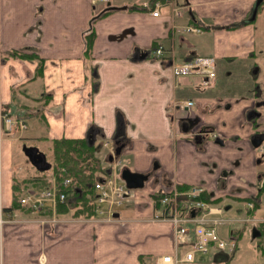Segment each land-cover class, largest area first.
<instances>
[{
  "label": "crops",
  "instance_id": "crops-1",
  "mask_svg": "<svg viewBox=\"0 0 264 264\" xmlns=\"http://www.w3.org/2000/svg\"><path fill=\"white\" fill-rule=\"evenodd\" d=\"M109 1L127 9L95 20L87 50L96 14L92 0H0V104L5 114L27 123L12 131L0 123V264H153L175 251L173 223L157 218L155 195L164 187L203 185L214 202L260 192L264 174L257 183L248 174L228 178L237 153L219 144L238 140L255 151L252 137L264 132V104L255 106L264 103V0L256 14V0H174L182 15L161 0L157 17L151 0ZM189 25L201 31L188 32ZM159 44L173 47L174 54L152 55ZM14 50L36 57H15ZM196 56L215 59L216 76L208 85L203 73L173 72V61ZM232 70L239 83L225 81ZM248 78L254 83H245ZM187 99L195 104L184 110L178 104ZM254 108L260 112L255 120ZM188 114L211 131L201 143L182 128ZM30 120L37 131L24 137ZM91 134L105 165L119 140L126 144L119 156L123 168L149 174L146 188L135 189L134 198L117 208L119 217L44 214L51 204L42 212L14 207L15 184L41 172L34 166L19 175L18 137L34 144ZM33 189L22 183V196ZM253 208L246 207L245 215L262 232L264 215ZM54 214L57 221L42 222Z\"/></svg>",
  "mask_w": 264,
  "mask_h": 264
},
{
  "label": "built area",
  "instance_id": "built-area-1",
  "mask_svg": "<svg viewBox=\"0 0 264 264\" xmlns=\"http://www.w3.org/2000/svg\"><path fill=\"white\" fill-rule=\"evenodd\" d=\"M108 0H92L95 12L102 11ZM173 6L175 15H182V8L175 5L174 0H169ZM161 0H155L151 7V14L155 17L161 13L163 6ZM147 6V5H146ZM188 32H200L198 26L189 25L185 27ZM153 52L158 57L163 55L174 54V48H166L159 44ZM173 72L176 76H186L194 73H203L206 76L204 85H208L210 80L216 76L215 59L211 56H196L190 60L182 62L173 61ZM195 102L187 99L178 105L184 110L186 107L190 109ZM190 113V111H189ZM187 116H191L188 114ZM4 122L5 129L12 131L15 128L26 129L27 123L21 119L8 116L3 111L0 104V123ZM108 145V142L105 143ZM260 151H264V145L260 146ZM115 153V149L112 150ZM121 166V160L115 157L113 162H109L106 166L103 179L95 184L96 191V210L97 217H106L111 219L117 208L132 200L135 196V189L129 188L125 181L121 179L120 174H116ZM117 170V171H116ZM71 179L64 181V186H68ZM260 187L264 189V177L260 181ZM59 185L54 180L53 184L41 191L35 189L27 191L21 198L22 205L32 207L34 210L43 211L48 209L51 204V210H56L58 202L69 200V195L65 191H60ZM159 215L158 219L169 220L174 225L175 251L172 254H164L157 256L153 264H188L196 260V253H208L214 250L218 251H234L238 244L239 230L232 229L230 236L224 239L218 234V227L222 223L232 224L234 222L248 223L255 221L251 216H242L239 218H226V208L219 206L206 199V187L203 185H193L188 188H180L178 185L174 187H164L158 192ZM247 208H253V203L249 202ZM44 218L42 222L49 224L57 221L54 217ZM193 233V238L191 239Z\"/></svg>",
  "mask_w": 264,
  "mask_h": 264
},
{
  "label": "rangeland",
  "instance_id": "rangeland-1",
  "mask_svg": "<svg viewBox=\"0 0 264 264\" xmlns=\"http://www.w3.org/2000/svg\"><path fill=\"white\" fill-rule=\"evenodd\" d=\"M152 55H155L153 53ZM237 69V68H236ZM221 69H219L220 71ZM220 74V72H219ZM238 73L236 70H232L230 72H225V81L230 82V84L239 83L240 79L238 76H236ZM245 83L251 82L254 83L253 78H248L244 81ZM248 86H246L247 88ZM31 125V129L28 131H24L23 135L24 137H27L32 132H36L37 128L35 126V122L32 120L29 121ZM22 137V136H21ZM18 137V142L15 144V161L18 165V171L19 175H25L29 172H33L35 170L34 165H32L31 162H29L27 156L24 153V145H33L39 147L43 152L47 154L48 160L53 163V155H52V149H51V142H36L32 144V141L24 140L23 138ZM249 145L251 147V142L248 140ZM221 147L228 148V151H231L232 154L237 153V156H235L233 159H231V162L233 164V172L229 174L228 178L231 180L239 181L241 177H243V174H248L251 176V181L255 180V183H257L259 180L258 175L264 174V158L262 157V154L259 152L258 149H254L255 151H250L248 148L245 149V146L243 144H240L238 140H233V142L227 143L226 145L219 144ZM103 153H107V149L104 148L102 150ZM240 153V154H239ZM261 159L262 162H258V160ZM125 162L122 161L121 166L119 167L116 174H120L122 168L124 167ZM105 166H108V163H106ZM48 175L51 177V184L54 182V176H52L53 171L50 170L47 172ZM147 184L140 188H146ZM227 191V190H223ZM249 192V193H248ZM248 192H246L248 195H253L255 192H252L248 189ZM231 193V192H228ZM235 194H237L235 192ZM238 195H241V193H238ZM261 202L262 207L255 208L256 209V215H264V193L261 195ZM249 203L247 199L241 198V199H235L233 197H228L225 200L217 203L219 206H224L226 209L225 214H223L226 218H239L246 214ZM122 210V208H119ZM46 210V209H45ZM255 228V224L253 222H248L247 224L240 223V222H234L232 224L228 223H222L218 227V234L220 237L227 239L230 236V232L232 229L239 230L238 233V245L237 248L234 251H218L214 250L208 253H202L197 252L196 253V260L192 263L188 264H264V253L262 249L260 248V245L264 246V226L262 227V235L259 237L253 236V229Z\"/></svg>",
  "mask_w": 264,
  "mask_h": 264
},
{
  "label": "trees",
  "instance_id": "trees-1",
  "mask_svg": "<svg viewBox=\"0 0 264 264\" xmlns=\"http://www.w3.org/2000/svg\"><path fill=\"white\" fill-rule=\"evenodd\" d=\"M153 3L155 0H151ZM135 7V6H134ZM135 8H139L136 6ZM112 10L105 9L99 14H95L92 18L91 29L86 35L87 50L93 45L96 33L93 28V23L99 17L110 13ZM11 54L20 58H35L34 54L23 53L18 50H14ZM46 139V138H45ZM51 149L53 155L52 167L49 170L41 171L38 176L30 178L23 182L15 184V196L14 207L22 205L20 202L22 183H31L35 186V190L41 191L50 187L51 177L48 175V171L52 170L55 181L59 185L60 191H65L69 195V200L65 202H58L56 205V212L59 214L71 213L72 216L78 218H95L98 216L96 210V191L95 184L103 179V175L106 170L104 160L99 156L98 147L91 144L85 137L83 138H54L51 140ZM71 179V183L68 186H64L66 179ZM180 188H185L184 185H180ZM264 192L261 188L258 196L254 198H247L248 202L255 201V208L259 207L258 199ZM204 197L209 199L205 194ZM156 204L159 205L160 195H155ZM223 201V198H217L214 203ZM29 211H35L32 207L27 206ZM42 212V211H40ZM38 213L41 215L42 213ZM44 214L51 215L53 210L48 209ZM264 253V246L260 245Z\"/></svg>",
  "mask_w": 264,
  "mask_h": 264
},
{
  "label": "water",
  "instance_id": "water-1",
  "mask_svg": "<svg viewBox=\"0 0 264 264\" xmlns=\"http://www.w3.org/2000/svg\"><path fill=\"white\" fill-rule=\"evenodd\" d=\"M262 2H263V0H256L255 6H254V9H255L254 14H256L258 7L261 5ZM107 9L123 10V9H127V6H113L112 2L108 1ZM122 35H124V34H121L118 37H122ZM146 55L147 54L144 53L142 58L145 57ZM183 118H185V120H191L192 119L189 117H183ZM209 132H211L209 130V128H207V127L201 128L199 133L195 136V141L197 143L203 142V140L206 138V136L204 134L209 133ZM92 137H93L92 134L87 136L89 142L91 144H94V139H92ZM263 140H264V134L257 133L252 137V145L254 146V148H258L262 144ZM217 142L223 143L222 140H218V139H217ZM125 147H126L125 143H121L119 140L115 141V153L114 154L111 153L109 155L108 162H113L115 157H119ZM23 149H24V153L27 156L29 162H31L32 165H34L38 170L46 171L52 167V163L48 160L47 154L45 152H43L39 147L24 145ZM121 178H122V180L125 181L126 185L129 188L139 189V188H142L144 186L145 181L149 178V174H143L140 172H135V171H132L130 168L126 167V168H123L121 171ZM119 215H120V213H118V212L114 213V217H119ZM261 234H262V232L259 229H257V228L253 229V236L254 237H259V236H261Z\"/></svg>",
  "mask_w": 264,
  "mask_h": 264
},
{
  "label": "flooded vegetation",
  "instance_id": "flooded-vegetation-1",
  "mask_svg": "<svg viewBox=\"0 0 264 264\" xmlns=\"http://www.w3.org/2000/svg\"><path fill=\"white\" fill-rule=\"evenodd\" d=\"M108 1H109V0H108ZM108 1H107V3H108ZM107 3H106L105 8H104L102 11H104L105 9H107ZM102 11L97 12L96 15L99 14V13H101ZM258 104H259V105H258ZM262 104H264V103H262V102H257V103L255 104V106H256V108H257V107H260ZM256 108H254V109L251 110V112H250L251 115H252V118H251V119H253V120H255L256 117H258V116L260 115V112H258V110H257ZM187 117L192 118V119H191V120H185V118L181 119L182 128H183V130H185L186 132H191V134H192V135L194 136V138H195V136L199 133L200 129H201V128H204V127L200 126V124H199V120H198L197 117H194V116H187ZM258 133L264 134V132H258ZM256 134H257V133H256ZM261 145H264V140H263V142H262ZM261 145H260V146H261ZM260 146H259L258 148H256V149L259 150V152L262 154V157L264 158V151H260ZM258 161L262 162L261 159H259Z\"/></svg>",
  "mask_w": 264,
  "mask_h": 264
}]
</instances>
